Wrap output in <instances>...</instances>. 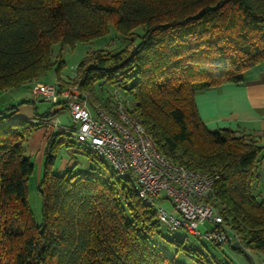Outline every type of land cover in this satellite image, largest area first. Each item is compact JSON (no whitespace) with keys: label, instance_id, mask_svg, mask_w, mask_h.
<instances>
[{"label":"trees","instance_id":"16d2710c","mask_svg":"<svg viewBox=\"0 0 264 264\" xmlns=\"http://www.w3.org/2000/svg\"><path fill=\"white\" fill-rule=\"evenodd\" d=\"M109 23L125 38L137 27L143 32L117 51L88 54L71 82L94 108L99 81L131 94L130 112L157 150L215 175L213 204L224 222L242 247L264 255V193H254L262 147L244 133L208 130L194 100L199 91L242 82L264 63V0H0V90L51 67L53 44L90 42L105 36ZM15 107L0 112V264H181L152 243L160 222L133 179L114 171L105 178L52 173L47 148L37 224L27 201L34 164L22 144L59 110L15 119ZM67 132L73 134L57 126L46 142ZM200 257V264H227Z\"/></svg>","mask_w":264,"mask_h":264},{"label":"built area","instance_id":"2783aa9c","mask_svg":"<svg viewBox=\"0 0 264 264\" xmlns=\"http://www.w3.org/2000/svg\"><path fill=\"white\" fill-rule=\"evenodd\" d=\"M31 93L39 100L66 107L72 125L63 127L71 129L80 144L109 162L120 178L133 179L137 196L153 206L160 223L170 230L183 229L214 243L236 241L246 249L213 204L216 176L190 169L157 150L128 106L118 102L110 111L97 107L92 112L86 96L71 81L35 82ZM162 192L171 202L170 211L156 208ZM204 223L208 225L201 233L199 225Z\"/></svg>","mask_w":264,"mask_h":264},{"label":"rangeland","instance_id":"374dc122","mask_svg":"<svg viewBox=\"0 0 264 264\" xmlns=\"http://www.w3.org/2000/svg\"><path fill=\"white\" fill-rule=\"evenodd\" d=\"M103 1L110 2L114 0ZM142 32V27H137L134 29L133 37L125 38L115 30L112 23H109L108 33L90 42L78 43L74 46L53 44L50 54L54 64L36 78L12 88L11 92L14 98H16L14 101L15 105L22 100L20 105H16V111L13 114L26 111L27 108H29L28 112L32 114V117H41L47 113L55 112L57 107L61 104L35 98L31 93L32 86L35 82L46 84L69 82L73 80L78 64L88 54L93 51H101L103 53L117 51L127 46L130 42L136 43ZM128 86L129 85H127V87ZM94 93L99 99L97 107L106 111H109L118 102L129 108H131L134 103L133 96L127 93L123 87L110 85L104 82L99 81L96 83ZM68 121L69 120L66 122L68 123ZM67 123L64 122V125ZM71 125L70 121L65 126ZM56 137L57 138L52 140L50 144L45 140L42 145L36 146L33 150L29 148V140H25L22 144L24 155L29 157L34 164L33 172L27 179V201L32 216L37 224H40L42 221V198L38 187L46 165V148L47 152L53 156V161L48 164V169L52 173L65 174L69 171L74 176L82 175L105 178L106 175L113 172L109 162L96 158L91 154L89 148L84 149L76 140L74 134L67 132L61 133ZM158 207H163L169 211L172 209L171 202L164 198V192L160 194L156 202V208ZM207 225V223L199 225L201 233H204ZM150 239L155 247L162 250L167 255L175 257L181 264H200V255L208 258H211L213 255L221 259L225 257L221 248L212 244L206 238L188 234L183 229L170 230L162 223L159 224V230L157 232L150 234ZM174 240L183 241L185 249L180 248ZM190 250L194 252L190 253ZM254 255L255 256L251 255L254 261L258 264H264V255L261 253L259 254V252H256ZM241 257L245 262L253 264L251 257ZM226 263L236 264L235 261H231L230 259H228Z\"/></svg>","mask_w":264,"mask_h":264},{"label":"crops","instance_id":"0c3cea01","mask_svg":"<svg viewBox=\"0 0 264 264\" xmlns=\"http://www.w3.org/2000/svg\"><path fill=\"white\" fill-rule=\"evenodd\" d=\"M11 90L12 88L0 90V112L15 106L16 98ZM194 100L199 117L208 130L230 129L244 133L253 137L256 143L262 147L254 193H264V63L246 71L242 82L223 83L199 91ZM21 101L16 105H20ZM90 108L92 112L95 109L91 105ZM28 110L29 108L14 114L13 118L32 119V114ZM57 110H59L58 114L31 134L29 138L30 150L42 145L48 134L55 131L57 126H64V122L67 123V120H69L68 123L70 122L68 111L63 104L59 105ZM235 247L237 244L233 241L229 244L224 243L220 246L225 254L224 259L216 255L213 256L223 263L230 259L236 264H249L242 259L241 253L234 251ZM245 252L250 258L251 255L255 256L254 254L258 251L246 248ZM251 259L253 264H258L252 257Z\"/></svg>","mask_w":264,"mask_h":264}]
</instances>
